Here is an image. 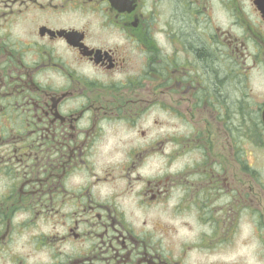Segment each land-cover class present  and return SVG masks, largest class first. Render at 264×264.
Listing matches in <instances>:
<instances>
[{"label": "flooded vegetation", "instance_id": "flooded-vegetation-1", "mask_svg": "<svg viewBox=\"0 0 264 264\" xmlns=\"http://www.w3.org/2000/svg\"><path fill=\"white\" fill-rule=\"evenodd\" d=\"M241 220L264 233V0H0V264H240Z\"/></svg>", "mask_w": 264, "mask_h": 264}, {"label": "rangeland", "instance_id": "rangeland-1", "mask_svg": "<svg viewBox=\"0 0 264 264\" xmlns=\"http://www.w3.org/2000/svg\"><path fill=\"white\" fill-rule=\"evenodd\" d=\"M164 221H169V217H162ZM246 221V220H245ZM173 221L171 220V224ZM247 223L243 224V220H241V228L240 232L237 237L231 242V240L228 242V245L224 246H235L234 248H228V250H225V253H228L229 257H232L233 251L237 248V256L240 264H245L243 260L246 259L247 264H259V257L258 252L261 250V246H263V243L259 239V232L255 229V225L251 226ZM200 231V228L194 224L192 228V233L183 230L180 232L179 239H184L185 236L189 237L191 240H193L196 233ZM227 235L225 234L224 237ZM174 236H170V238H173ZM169 238V239H170ZM228 239H230V235L227 236ZM249 239V241H248ZM175 240H178L175 238ZM264 248V246H263ZM244 252L246 254V257L244 255ZM234 254V253H233ZM231 255V256H230ZM231 263V261H229ZM264 264V263H263Z\"/></svg>", "mask_w": 264, "mask_h": 264}]
</instances>
